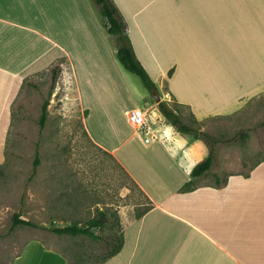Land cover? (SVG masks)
Here are the masks:
<instances>
[{
    "label": "crops",
    "instance_id": "obj_1",
    "mask_svg": "<svg viewBox=\"0 0 264 264\" xmlns=\"http://www.w3.org/2000/svg\"><path fill=\"white\" fill-rule=\"evenodd\" d=\"M114 1L153 80L160 89L166 84L169 96L194 113L222 111L264 88V0ZM99 41L106 67L120 70L84 0H0V148L26 77L60 65L72 90V74L76 78L77 100L88 110L87 133L153 205L141 217H125L120 252L85 264H264V161L248 174L181 192L196 166L189 162L182 132L161 124L154 128L157 137L146 143L128 122L132 108L121 101L88 100L79 87V70L88 72ZM62 58L68 61L64 67ZM119 111L131 129L122 126ZM153 114L164 119L157 107ZM45 228L26 226L8 237L9 251L5 257L0 248V264H50Z\"/></svg>",
    "mask_w": 264,
    "mask_h": 264
},
{
    "label": "rangeland",
    "instance_id": "obj_2",
    "mask_svg": "<svg viewBox=\"0 0 264 264\" xmlns=\"http://www.w3.org/2000/svg\"><path fill=\"white\" fill-rule=\"evenodd\" d=\"M84 2L107 37L112 56L120 67V70L111 65L106 67L103 43L99 41L100 57L89 59L88 72L79 70L78 73L84 96L121 101L120 105L128 109L140 107L148 112L149 122L155 129L161 124L168 125L164 116L160 121L153 116L158 103L154 92L120 63L117 38L108 33L107 20L99 4L95 0ZM83 45L90 48L89 42ZM66 60H59L62 67L66 66ZM72 82L73 90L62 71L50 96L52 67L28 75L11 107L5 146L0 148V248L5 257L9 251L6 239L15 237L17 230L26 227L13 225L16 214L43 224L50 231V264H66V261L85 264L103 260L111 249V237L120 236L125 217H136L150 205L117 159L98 147L87 133L84 119L88 110L80 107L77 100L73 74ZM168 91L166 84L159 88L161 101L176 108L183 120L195 129L194 133H182L181 141L189 150V162L197 164L212 149L215 152L212 168L195 179L196 185L221 184L229 175L248 174L255 164L264 161V88L208 115L194 113L189 106L171 98ZM48 98V120L41 128L39 117ZM120 111L122 126L131 129ZM153 134L157 137L156 132ZM100 209L108 212L109 221L103 228L95 229L101 235L99 240L49 230L52 226L84 223ZM32 234L38 232L32 230ZM21 244L20 240L14 252Z\"/></svg>",
    "mask_w": 264,
    "mask_h": 264
},
{
    "label": "trees",
    "instance_id": "obj_3",
    "mask_svg": "<svg viewBox=\"0 0 264 264\" xmlns=\"http://www.w3.org/2000/svg\"><path fill=\"white\" fill-rule=\"evenodd\" d=\"M100 8L102 15L107 20V30L108 33L115 35L117 38V57L120 61V63L130 72L138 75L143 84L153 92H159V87L157 83L153 80L149 72L147 71L146 67L143 65V63L138 58L133 43L131 41V38L128 33V24L119 9V7L116 5L114 0H95ZM61 66L56 65L52 68V88L50 90V96L54 92L55 85L58 79L59 74L61 73ZM173 73V69L169 71V76H171ZM49 104L50 99H46L42 105V112L39 117V126L41 128H44L46 125V122L48 120L49 115ZM157 108L160 111V113L165 117L166 121L175 127V129L182 133H194L195 129L187 124L183 118L182 115L179 113V111L176 108L171 107L167 101H160L157 103ZM87 111L85 110V114ZM215 160V152L213 149L210 151L207 158H205L203 161L196 164V166L193 168L191 172L192 178L187 181L181 188V192H187L193 190L197 185L195 184V179L198 177L203 176L208 170H210L214 164ZM128 174V173H127ZM129 175V174H128ZM130 179L133 181V183L140 189L136 181L129 175ZM141 191V189H140ZM142 192V191H141ZM144 195V193L142 192ZM145 196V195H144ZM146 197V196H145ZM148 199V198H147ZM149 201V200H148ZM149 206L145 208L137 217H141L146 212H148L152 207V203L149 201ZM109 221V214L106 210L100 209L98 210V214L89 218L84 223H72L70 225L62 226V227H50L49 230H52L53 232L57 234H69L72 236L76 235H86L93 239H101V235H99L95 229L96 228H103L107 222ZM13 225H25V226H33L38 227L40 226L36 222H33L31 220L22 219L20 215L16 214L13 219ZM43 227H46L43 225ZM111 245V249L108 251L106 257L99 261H105L108 258H111L120 250L122 249L124 245V235L123 231H121L120 236L113 235L109 241Z\"/></svg>",
    "mask_w": 264,
    "mask_h": 264
},
{
    "label": "built area",
    "instance_id": "obj_4",
    "mask_svg": "<svg viewBox=\"0 0 264 264\" xmlns=\"http://www.w3.org/2000/svg\"><path fill=\"white\" fill-rule=\"evenodd\" d=\"M128 122L141 135L146 143H150L156 138L155 130L149 122L148 112L140 107L132 108L128 111Z\"/></svg>",
    "mask_w": 264,
    "mask_h": 264
},
{
    "label": "water",
    "instance_id": "obj_5",
    "mask_svg": "<svg viewBox=\"0 0 264 264\" xmlns=\"http://www.w3.org/2000/svg\"><path fill=\"white\" fill-rule=\"evenodd\" d=\"M154 98L156 99L157 102H160L162 99V96L159 95L157 92H154Z\"/></svg>",
    "mask_w": 264,
    "mask_h": 264
}]
</instances>
